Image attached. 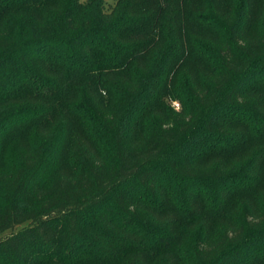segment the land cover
<instances>
[{"label": "trees", "instance_id": "obj_1", "mask_svg": "<svg viewBox=\"0 0 264 264\" xmlns=\"http://www.w3.org/2000/svg\"><path fill=\"white\" fill-rule=\"evenodd\" d=\"M259 1L0 0V264H264Z\"/></svg>", "mask_w": 264, "mask_h": 264}, {"label": "rangeland", "instance_id": "obj_2", "mask_svg": "<svg viewBox=\"0 0 264 264\" xmlns=\"http://www.w3.org/2000/svg\"><path fill=\"white\" fill-rule=\"evenodd\" d=\"M109 3L108 5H111L115 0H107ZM259 3H261V5L263 6V0L261 2V0L259 1ZM151 62V61H150ZM201 69V70H200ZM196 71V73L199 75H205L206 74V70H204L203 68H200ZM126 82H128V80L125 77H119V78H114V84H115V90H116V96L117 99L123 97L124 95V91L126 88ZM104 94V93H103ZM170 104L171 107L174 111H179L181 110V104L178 100H170ZM35 135V134H34ZM76 149H78V151L81 154H90V148L87 145V143H80L78 142V145L75 147ZM262 198L259 201L260 203L262 202ZM259 204V203H258ZM146 218H148L150 221V223H152V227H154L155 230V226L156 225H162V226H170L172 227L173 225L171 224V220H169L171 218V216H174V213H170V215H165L163 217V221L155 219V216H152L150 213L147 214V212L145 211L144 214ZM169 220V221H167ZM225 222L220 223L217 232L219 231V229H221L220 227L224 224ZM198 228H200L199 223L195 224L194 226L190 227L189 233H188V238L191 239L193 237H195V235L198 232ZM109 231L112 232V235H106V236H113V238H122L125 240H128L131 244L133 242H136L134 244L133 248L134 249V253L132 254L129 263L130 264H170L171 263V259L172 256L171 255H158L155 259L150 260L153 256H154V247L155 244H150V242L155 238L156 233L155 232H151V234H149L148 236H144L142 235V233H136V234H128V233H124L121 232L119 230H117L114 226H109L108 227ZM106 229V230H108ZM105 231V230H104ZM99 235V232H98ZM105 235V234H102ZM101 237V236H100ZM102 238V237H101ZM103 239V238H102ZM112 239V238H111ZM107 240V239H106ZM131 246V245H130ZM137 248V250H136ZM146 250V252H137V251H144ZM189 250V246H184L183 249L181 250V253L183 251H185V254L187 253V251ZM157 253H159V251L157 250ZM173 255V254H172Z\"/></svg>", "mask_w": 264, "mask_h": 264}]
</instances>
